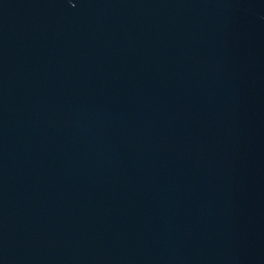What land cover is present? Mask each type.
<instances>
[{"label":"water","instance_id":"1","mask_svg":"<svg viewBox=\"0 0 264 264\" xmlns=\"http://www.w3.org/2000/svg\"><path fill=\"white\" fill-rule=\"evenodd\" d=\"M0 264H264V0H0Z\"/></svg>","mask_w":264,"mask_h":264}]
</instances>
